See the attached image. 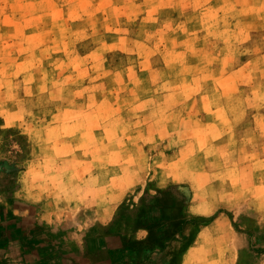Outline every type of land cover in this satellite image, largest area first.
Segmentation results:
<instances>
[{
    "label": "rangeland",
    "instance_id": "1",
    "mask_svg": "<svg viewBox=\"0 0 264 264\" xmlns=\"http://www.w3.org/2000/svg\"><path fill=\"white\" fill-rule=\"evenodd\" d=\"M17 166L56 199L84 179L102 214L182 188L264 264V0H0V174Z\"/></svg>",
    "mask_w": 264,
    "mask_h": 264
},
{
    "label": "crops",
    "instance_id": "2",
    "mask_svg": "<svg viewBox=\"0 0 264 264\" xmlns=\"http://www.w3.org/2000/svg\"><path fill=\"white\" fill-rule=\"evenodd\" d=\"M33 171L0 174V264H242L254 256L227 216L198 222L182 188L110 202L102 214L84 179L82 193L56 199Z\"/></svg>",
    "mask_w": 264,
    "mask_h": 264
}]
</instances>
